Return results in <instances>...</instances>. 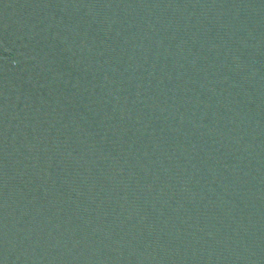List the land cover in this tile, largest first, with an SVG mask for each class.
<instances>
[{"label": "water", "instance_id": "obj_1", "mask_svg": "<svg viewBox=\"0 0 264 264\" xmlns=\"http://www.w3.org/2000/svg\"><path fill=\"white\" fill-rule=\"evenodd\" d=\"M0 264H264V0H0Z\"/></svg>", "mask_w": 264, "mask_h": 264}]
</instances>
